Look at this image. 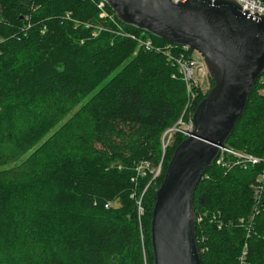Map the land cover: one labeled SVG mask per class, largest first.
I'll return each instance as SVG.
<instances>
[{"label":"trees","instance_id":"16d2710c","mask_svg":"<svg viewBox=\"0 0 264 264\" xmlns=\"http://www.w3.org/2000/svg\"><path fill=\"white\" fill-rule=\"evenodd\" d=\"M99 1L0 0V166L9 147H34L0 171V264H154L157 190L187 136L167 160L160 141L186 119L187 84L164 54L118 31L171 41L125 24L107 2L114 20L101 17ZM262 89L258 80L224 144L260 158ZM224 160L230 166L214 160L193 194L202 264H236L246 243L247 264H264V195L250 221L264 160L247 168L231 153ZM212 212L225 226L205 216Z\"/></svg>","mask_w":264,"mask_h":264},{"label":"water","instance_id":"95a60500","mask_svg":"<svg viewBox=\"0 0 264 264\" xmlns=\"http://www.w3.org/2000/svg\"><path fill=\"white\" fill-rule=\"evenodd\" d=\"M105 1L125 24L198 51L215 83L193 113L194 129L169 162L151 227L154 264H202L194 190L264 73V16L243 11L236 0Z\"/></svg>","mask_w":264,"mask_h":264},{"label":"built area","instance_id":"2783aa9c","mask_svg":"<svg viewBox=\"0 0 264 264\" xmlns=\"http://www.w3.org/2000/svg\"><path fill=\"white\" fill-rule=\"evenodd\" d=\"M174 2L185 1V0H172ZM237 3L241 6L243 11L248 12L252 15L264 16V0H236ZM98 7L101 9L100 16L111 18L114 20L113 15L106 10V1L100 0L98 3ZM103 27H99L102 29ZM119 34H122L126 37H130L136 40L140 47L144 48L147 51H155L162 53L166 56L169 62L175 65L178 69V73L181 77L186 81L187 90H188V104L190 101H193L196 96L198 95V90L203 87L204 82L208 78L209 69L205 59L200 55V57H196L194 55V51L190 49L187 45H179L176 43H166V44H156L149 36L145 33L134 34L131 32L124 31L121 29L118 31ZM192 50V51H190ZM175 76V75H174ZM260 83L264 84V77L259 78ZM193 115V114H192ZM182 128V127H181ZM194 129V121L191 117L188 124L186 132ZM226 153H231L233 156L236 157V164L242 165L244 168H247L250 164H257L260 161L264 160L258 156L253 154L234 150L227 146H222L218 157L215 159V162L221 166H230V161H225L224 156ZM150 163L144 162L141 166L138 167L139 172L145 173V168H149ZM160 172V170H159ZM159 173H157L158 175ZM155 173V176H157ZM252 188L254 191V209L253 213L250 216V221L255 218L256 214L260 211V205L264 195V170L260 173L257 177L256 181L252 184ZM110 206V202L106 204V207ZM220 212H212L210 215L208 213L205 216H209L212 221H215L218 224L219 228L225 226L226 222L221 219L219 216ZM198 221L204 219L203 215H199L197 217ZM241 223H245V219H240ZM249 227H252V224H248ZM247 243L240 254L238 261L236 264H247Z\"/></svg>","mask_w":264,"mask_h":264},{"label":"rangeland","instance_id":"374dc122","mask_svg":"<svg viewBox=\"0 0 264 264\" xmlns=\"http://www.w3.org/2000/svg\"><path fill=\"white\" fill-rule=\"evenodd\" d=\"M134 34H136V33H134ZM194 55L196 57H200V54L198 53V51H194ZM212 88L213 87L211 84V79L208 78L206 80V82H204L202 89L200 88L198 90V95L196 96V98L193 101H190L188 107L184 109L183 114L185 113L186 119L183 120L182 119L183 115H182V117L177 121V123L163 134V136L161 137V141H160V148L162 151V159L165 158V160H167L169 155L172 154V150L174 149L175 144H178V142L183 138L182 133L184 136H188L186 129H187V124L190 120L189 116H191L193 114V113H191V114L189 113L190 110L192 109L193 102L198 100V98L200 99L201 97L206 96L209 93V90H211ZM262 90L264 91V89H262ZM188 101H189V99H188ZM69 117H70V115H68L66 118H63L59 123H57V126H55L54 128L50 129L47 133H45L37 145L45 143L47 141V139L50 136H52V133L57 131L61 125H64V123L67 121V119ZM70 126H67L65 129L67 131H69L68 128ZM167 147H169V148H167ZM33 148H34L33 146L29 147L26 152H23L24 147L22 146V144L9 147L6 150L7 154H6L5 161H7V162L0 166V171L8 170L10 168L11 169L14 168V170H15L16 167H18L19 165L22 164L23 160L26 158V155L33 151ZM159 170H160V167L156 168V170H155L156 175H157V173H159Z\"/></svg>","mask_w":264,"mask_h":264}]
</instances>
